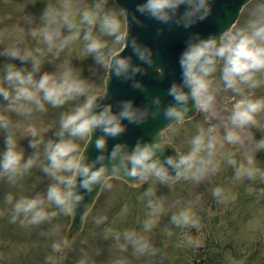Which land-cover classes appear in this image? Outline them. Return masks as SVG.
Instances as JSON below:
<instances>
[{
  "label": "clouds",
  "instance_id": "obj_1",
  "mask_svg": "<svg viewBox=\"0 0 264 264\" xmlns=\"http://www.w3.org/2000/svg\"><path fill=\"white\" fill-rule=\"evenodd\" d=\"M213 3L137 0L135 9H130L119 0H91L82 8L74 0H59L47 4L41 12V23L30 28L28 35L36 41L34 47L22 37L0 47V56L8 58L0 63V180L20 187L34 169L49 178L42 191L4 194L11 221L38 226L61 216H75L82 206L87 210L85 197L94 190H111L115 179L132 178L133 188L148 184L138 197L145 202L140 228L116 227L107 214L95 215L93 220L96 225H105V238H112L121 253L131 248L136 256L154 255L158 249L151 233L169 212L156 195L157 183L199 182L218 170L221 160L233 167L236 180L264 178V168L255 158L264 149V135H253L251 153L244 159L238 160L235 152L225 149L226 144L244 143L245 131L264 129V0H252L249 16L241 26L228 25L219 34L189 35L179 56L181 78L167 88L170 101L165 102L159 93L142 104L134 98L108 99L112 77L145 90L138 74L155 61L152 47L132 32L133 25L143 24L142 16L187 28L207 18ZM125 48L131 52L125 53ZM73 50L82 59L91 57L94 66L90 70L95 78L85 76L83 69L69 60L53 71L44 69L49 53L59 57ZM17 59L23 63L17 65ZM156 71L163 75L164 69L157 65ZM101 78L104 87L97 90ZM258 89L262 90L259 94ZM229 92L232 103L226 120L222 119L219 126L199 124L185 138L184 148L174 146V152L169 153L168 146L188 113L195 109L215 115L218 97ZM50 107L62 110L56 120L45 123L41 117ZM161 115L169 125L175 123L167 137L160 129L150 139L138 138L132 145L117 139L109 147V138L120 137L128 124L140 125ZM49 130L52 135L46 136ZM94 133L97 153L91 157L86 148ZM23 138H29L32 149L27 155L21 144ZM212 194L220 202L235 199L224 185L214 186ZM129 210L124 203L116 215L126 217ZM169 219L181 230L201 225L199 211L192 205L178 206ZM172 234L169 228L167 235ZM181 235L195 242L190 233L182 231ZM70 247L63 238L54 241L47 264H59L64 256L57 252ZM75 264H95V259L83 251ZM111 264H128V259L121 255Z\"/></svg>",
  "mask_w": 264,
  "mask_h": 264
},
{
  "label": "rangeland",
  "instance_id": "obj_2",
  "mask_svg": "<svg viewBox=\"0 0 264 264\" xmlns=\"http://www.w3.org/2000/svg\"><path fill=\"white\" fill-rule=\"evenodd\" d=\"M74 2L82 8L89 5L91 0H74ZM49 3H59V0H0V47L21 37L28 46L34 47L36 41L28 35L29 30L41 23V12ZM251 6L252 1L243 8L237 23L233 27L245 23ZM7 59L6 56H0V63L7 61ZM65 60H69L72 65L82 68L85 76L95 78L90 70V66H94L91 57L82 59L76 50L70 53L65 51L59 57L49 53L44 69L53 71L57 65ZM15 62L17 65L23 63L19 59ZM102 88L103 78L96 84L97 90ZM261 91L258 89L257 94ZM231 95L229 92L218 97L215 115L198 112L195 117L186 120L173 137V142L182 149L185 147V138L190 136L199 124L219 126L222 119L226 120L230 110ZM2 104L3 101H0V105ZM61 110L50 107L49 112L44 114L41 119L45 123H51L58 118V113ZM13 118H16L14 114ZM171 127H175V123L165 131L166 137L169 135ZM255 129L256 135L254 128H251L244 133V143L239 145L226 144L225 149L235 152L238 160L244 159L252 150L249 134H253L256 138H259V135H264V129ZM220 130L223 131L222 128ZM45 135L51 136L52 130H49ZM28 139L23 138L21 140L26 155L32 151L28 145ZM2 143L3 137L0 136V144ZM255 155L258 156L259 166L264 168V149L260 150V156L257 153ZM215 172L216 175L213 176ZM209 181H211L210 184ZM48 182L49 178L39 169H34L32 175L25 177L20 187L10 186L0 180V264H27L30 262L47 264L46 257L52 252L53 242L62 238L69 216H61L52 223L38 226H22L18 221H11L10 212L5 210L4 194L7 191L26 194L30 191H42ZM216 185H224L229 188L235 194V199L226 202L218 201L212 194V189ZM147 187L148 184L146 183L142 188H136L133 191L134 189H127L125 185L122 186L119 182H114L113 189H104L105 195L104 193L100 195L86 218L80 236L59 264H75L76 259L83 251L92 254L95 264H111L114 258L121 255L127 257L128 264H162L161 261L166 264L167 261L163 258L165 251L169 259L167 264H191L196 253L194 248L206 241L212 245L209 252L210 256L216 257L214 259L215 264H234V261H238L240 264H264V178L236 180L233 167L223 160H221L218 170L211 171L199 182L177 181L171 188L159 183L155 185L156 195L164 201L169 209V212L162 216L160 224L151 233V239L158 249L156 253L160 259L156 258V254L136 256L132 253L131 248L128 252L121 253L116 242L110 237L100 242L101 250L99 252L96 249L93 250L96 248L97 234L101 233L103 236V228L105 227L100 225L98 230V225L94 223L93 217L103 213L110 217L113 208L118 205V198L122 194L120 206L113 213V217L117 218V223L113 220V225L120 228L135 227L139 229V219L144 214L145 202L140 199L134 200L133 196L129 195L135 194L139 197ZM116 189L120 190V193L114 191ZM193 202L201 216L199 228L181 230L175 228L174 225L172 227L165 223L171 211H174L178 206ZM124 203L129 205V213L126 217H118L116 213ZM169 228L173 229L171 236L167 235ZM182 231L190 233L195 242H188L186 237L181 235ZM159 240L161 243L164 240L167 241L169 248L162 246Z\"/></svg>",
  "mask_w": 264,
  "mask_h": 264
},
{
  "label": "water",
  "instance_id": "obj_3",
  "mask_svg": "<svg viewBox=\"0 0 264 264\" xmlns=\"http://www.w3.org/2000/svg\"><path fill=\"white\" fill-rule=\"evenodd\" d=\"M242 1L243 0H214L213 10L208 18L206 20H199L187 28L183 25H176L175 23L162 24L160 21L142 16L141 19L143 20V24L133 25L132 32L137 35L141 41L152 47L155 61L153 65L146 66V72L138 74L137 78L143 81L146 86L145 90L134 89L130 81L112 77L108 81L109 96L113 98L114 101L120 98H134L137 104H142L147 102L151 95L159 93L165 102L170 101L171 97L167 95V88L173 80H179L181 78L179 56L186 46L189 35L195 32L204 36L212 33L219 34L223 28H226L231 23L233 19L232 14L237 10ZM119 2L130 9H135L137 0H119ZM182 8L183 6H181V10ZM209 26L214 28L211 29ZM124 52L130 53L131 49L125 48ZM136 62L142 63L140 61ZM157 65L164 69L163 75L157 73ZM194 112L195 109H192L187 117L191 116ZM168 125L169 121L162 115L156 118H150L140 125L128 124L127 130L120 137L109 138V147H111L117 139L126 140L130 145L134 144L138 138L150 139L156 134L157 130L161 129L162 131V129ZM95 135L96 133L93 134V138L86 148V151L89 152L91 157H94L97 153L94 147ZM168 152H174L172 144H169ZM131 179L132 178H128L126 180L130 183ZM98 190H94L92 194L85 197V203L88 206L87 209L97 195ZM85 212L86 210H84L82 206L75 216H71L70 224L64 236L66 244H70L74 236L79 232ZM65 250L66 249L59 251L58 255Z\"/></svg>",
  "mask_w": 264,
  "mask_h": 264
}]
</instances>
